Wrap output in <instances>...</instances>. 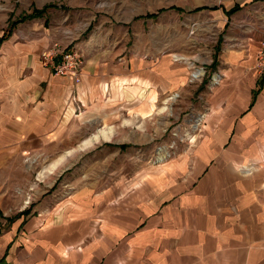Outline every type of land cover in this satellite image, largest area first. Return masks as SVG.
Listing matches in <instances>:
<instances>
[{
  "label": "crops",
  "instance_id": "obj_1",
  "mask_svg": "<svg viewBox=\"0 0 264 264\" xmlns=\"http://www.w3.org/2000/svg\"><path fill=\"white\" fill-rule=\"evenodd\" d=\"M7 21L8 17L0 26V38ZM63 29L57 24L46 30L39 21H28L0 46V171L11 174L47 165L55 169L63 163V153L89 134L92 138L84 140L80 149L113 145L122 128L131 124L128 128L134 130L137 118L152 115L159 95L188 85V67L167 58L152 64L85 59L79 80L55 75L43 66L41 54L59 40L69 45L66 38L71 30H64L63 37ZM262 42L250 39L246 46L227 48L219 56L220 85L210 91L205 135L189 155L194 173L176 175L199 182L195 188L201 195L196 199L200 206L174 210L165 205L153 216L169 197V186L159 183L168 180V173L137 177L136 190L125 199L119 177L109 191L98 183L87 184L66 192L64 198L56 196V202L55 195L45 191L42 203L23 208L19 212L30 213L18 214L11 222L18 229L37 213L29 233L21 237L25 245H15L5 257L4 243L13 238L0 236V264H92L95 259L99 264L105 256L104 239L93 243L92 249L77 248L85 242L83 224L97 211L104 218L113 216V224L137 215L146 231L168 226L169 236L176 226L184 229L183 219H191L186 241L182 231L170 244L196 246L192 248L202 254L205 264H264V77L256 69ZM72 94L86 107L83 114L70 103ZM47 199L53 206H45ZM59 213L62 217L53 219L46 215ZM73 222L80 226L73 228ZM56 227L59 230L53 233Z\"/></svg>",
  "mask_w": 264,
  "mask_h": 264
},
{
  "label": "rangeland",
  "instance_id": "obj_2",
  "mask_svg": "<svg viewBox=\"0 0 264 264\" xmlns=\"http://www.w3.org/2000/svg\"><path fill=\"white\" fill-rule=\"evenodd\" d=\"M236 6L238 10L230 14ZM34 10L41 11L39 15H42L28 19ZM150 14L156 16L150 17ZM7 17L4 31L12 21L24 17L28 20L21 24L39 21L46 30L58 24L64 28L63 37V31L69 28L66 40L71 41L86 60L152 64L167 58L173 63H183L189 72L187 86L162 97L159 95L152 115L147 119L137 118L134 130L128 128L131 124L122 128L119 137L113 140L114 146L94 144L80 149L84 140L92 138L89 134L72 150L63 153V163L55 169L54 165H47L27 167L25 172L19 170L11 174L0 171V214L3 216L0 217V236L8 235L7 240L13 238V242L4 243L5 257L15 245H25L21 237L29 233V224L37 213L29 215L18 229L14 230L11 222L18 214L27 216L30 213L27 208L41 202L45 191L46 195H55L56 202V196L64 198L66 192L87 184L98 183L109 187L107 191L116 185L119 177L121 197L125 199L126 194L134 191L137 177L168 173V180L159 183L169 186V197L158 211L154 207L157 212L153 216L165 205L174 210L177 206L184 209L190 205L200 206L196 199L201 195L195 188L199 182H189L186 177L176 175L194 173L189 155L195 153L193 147L197 139L205 135L210 91L220 85L218 66L222 50L242 48L250 39L264 41V0H0V26ZM215 57L216 68L212 69ZM141 93L142 90L137 92V96ZM70 99L75 112L83 114L86 107L79 104L74 94ZM122 109L126 115V107ZM119 145L129 146L122 150ZM38 178L45 182H37ZM51 202L47 199L44 204L53 206ZM25 207L27 210L19 212ZM46 215L52 219L56 215L62 217V213ZM112 217L104 218L103 212L97 211L83 224L85 242L77 248L92 249L93 243L104 239L105 256L99 264H197V261L205 264L202 254H195L192 247L196 246L170 244L182 231L183 241H186L185 235L191 233L186 231L192 224L191 219H183L184 229L176 226L169 236L168 226L146 231L137 215L128 216L130 221L120 224H113ZM106 221L110 223L108 226ZM79 226L80 223L73 222V228ZM58 230L54 228L53 233Z\"/></svg>",
  "mask_w": 264,
  "mask_h": 264
},
{
  "label": "built area",
  "instance_id": "obj_3",
  "mask_svg": "<svg viewBox=\"0 0 264 264\" xmlns=\"http://www.w3.org/2000/svg\"><path fill=\"white\" fill-rule=\"evenodd\" d=\"M41 62L44 67L48 68L55 75L79 80L84 68L85 59L71 43L64 46L56 42L43 51ZM256 69L259 76L264 77V41L257 54ZM70 103H72L71 99Z\"/></svg>",
  "mask_w": 264,
  "mask_h": 264
},
{
  "label": "trees",
  "instance_id": "obj_4",
  "mask_svg": "<svg viewBox=\"0 0 264 264\" xmlns=\"http://www.w3.org/2000/svg\"><path fill=\"white\" fill-rule=\"evenodd\" d=\"M50 5H48L47 7L44 8V11L49 7ZM172 10H177V11H180L178 8H173ZM200 10V9H198ZM238 10V7H234L233 9L230 10V14H233L235 13L236 11ZM166 10H161V12H164ZM41 13V11H38V10H34L30 15H28V19H31V18H34V17H37V16H41L39 15ZM156 15L154 14H150V17H155ZM26 17L22 18L21 20H18V21H12L11 24L9 25V27L4 31V34L3 36L0 38V46L5 42L7 41L13 34L14 30L16 29V27L21 24V22H25L26 21ZM27 19V20H28ZM217 57V56H216ZM216 57L214 59V62L213 64L211 65V68L212 69H215L216 68ZM108 146H114V145H111V144H108ZM116 146V145H115ZM129 145H119L118 147L122 150H125L128 148ZM24 214H27V212H24ZM0 217H3L1 214H0Z\"/></svg>",
  "mask_w": 264,
  "mask_h": 264
},
{
  "label": "bare ground",
  "instance_id": "obj_5",
  "mask_svg": "<svg viewBox=\"0 0 264 264\" xmlns=\"http://www.w3.org/2000/svg\"><path fill=\"white\" fill-rule=\"evenodd\" d=\"M91 144V143H90ZM85 147V146H84Z\"/></svg>",
  "mask_w": 264,
  "mask_h": 264
}]
</instances>
